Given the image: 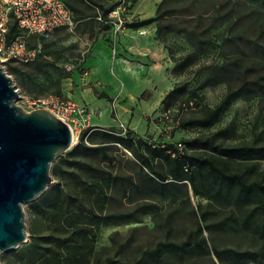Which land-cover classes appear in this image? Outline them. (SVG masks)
Returning a JSON list of instances; mask_svg holds the SVG:
<instances>
[{
	"label": "trees",
	"instance_id": "trees-1",
	"mask_svg": "<svg viewBox=\"0 0 264 264\" xmlns=\"http://www.w3.org/2000/svg\"><path fill=\"white\" fill-rule=\"evenodd\" d=\"M80 1L95 9L91 15L92 19L99 17L102 27L107 29V15L114 10L116 3L104 6L92 0ZM248 1L264 7V0ZM64 3L71 9L73 0H66ZM159 7L160 4L155 8L154 16L124 23V27L135 30L154 24L155 37L162 43L171 33L181 35L188 42L191 51L173 60L174 75L180 76L195 65L205 64L204 59L215 58L213 54L205 53L216 47L211 38L184 28L173 29L168 22L160 23L163 15L159 13ZM16 33L15 26L10 25L8 38H12ZM43 47L48 46L42 45L41 54L30 64L36 72L46 74L45 68L52 64L40 61ZM165 49L169 53L167 47ZM259 52L264 56V47H259ZM221 64L219 67H210L211 73L198 85L197 90L226 82L230 71L226 65ZM6 71L15 74L18 79L35 83L34 77L22 72L17 65L10 62L7 63ZM187 87V83L172 87L160 102V113L168 111L176 115L189 105L197 106L199 95L196 91H188ZM258 93L264 95L262 83L243 80L236 90L228 91L214 108H205L200 119L182 123L175 120L174 128H208L219 122L220 117L229 110L235 100L247 96V99L253 98ZM52 95L63 98L58 81ZM231 129L232 123H229L207 137L178 141L183 145L180 153L175 148L178 142H159L155 140L157 136L142 139L126 129L122 135L115 129H84L75 145L51 164L50 174L54 182L29 204L32 215L50 214L54 220L60 219L55 229L65 232L66 236L37 237L30 227V240L23 247V253L27 256L34 255L37 261L42 260L41 264H58L56 257L59 255H56L53 249H44L41 246V241H51L56 248L62 250L66 259L70 260L68 264H87V256L91 253L98 227L137 222L140 216L158 210L152 203H142L130 211L105 213L106 206L116 201L115 195L126 200L151 197L172 199L183 193L187 198L189 190L193 196L206 200L208 207L217 205L230 208V215L219 222L202 225L200 222L205 223L212 211L208 208L201 210L196 217V229L191 238L179 243L158 242L152 249L141 252L133 264L149 261L159 263L163 256L182 261L192 257L209 256L210 253L214 255L215 260L210 259L208 264H264V253L261 251L219 249L214 245L208 248L207 239L202 236L203 230L230 229L251 233L264 242V172L255 171L257 164L264 162V128L249 142L225 145L222 141L230 138ZM122 151L128 153L134 161L138 172L136 180L131 175L114 174L107 169L113 167L117 154H122ZM196 152L204 154H193ZM232 164H241L243 171H233ZM196 210L197 208L191 211L195 216ZM81 249H85L84 252L81 253ZM46 251H51L56 257L45 258ZM105 264L115 263L107 259Z\"/></svg>",
	"mask_w": 264,
	"mask_h": 264
},
{
	"label": "rangeland",
	"instance_id": "rangeland-1",
	"mask_svg": "<svg viewBox=\"0 0 264 264\" xmlns=\"http://www.w3.org/2000/svg\"><path fill=\"white\" fill-rule=\"evenodd\" d=\"M93 1L103 5L115 2L114 18L110 20H121L122 27H124V23L131 21V18L127 17L130 14L127 10L132 7V0ZM144 4L150 8L153 16L155 8L160 4L159 13L163 15L160 23L168 22L171 23L173 29L184 28L187 31L202 33L205 37L211 38L216 46L214 49L205 52L213 54L215 58L204 59L205 64L195 65L184 71L182 75L173 78V85L187 83L188 91H196L200 99L197 106L189 105L188 108L179 111L176 115L169 112L162 116L160 113L161 116L158 115L156 118L157 137L155 140L176 143L190 138L207 137L232 123V129L229 132L230 138L222 141L225 145L251 141L255 134L264 128V95L261 93L253 98L247 99L249 97L247 96L235 100L229 110L220 117L219 122L208 128L182 129L174 127L176 126L175 120L182 123L200 119L205 108H214L228 91L236 90L243 80L258 81L264 85V56L259 52V47H264V7L248 0H146ZM83 6L86 8L84 9L86 15L92 19L91 15L95 9L86 4ZM147 7L142 9V13H149ZM76 20L80 19L76 18ZM93 21L95 25H103L96 19ZM79 24L78 21L77 26ZM76 28L70 33L63 30L53 31L44 34L41 38L42 44H49V46L43 47L40 61L52 64V66L45 68L46 74L36 72L32 64H13L17 65L22 72L34 77V84L21 78L18 79L13 73H8L6 71L7 63L1 64L18 94L23 97L52 95V91L56 88V81L59 82V85L67 82L65 80L69 73L75 69V63L70 56L74 52L69 51V42L74 37ZM189 38L193 42L190 35ZM158 43L164 48L167 47L171 60L178 59L191 51L188 42L176 33L168 35L164 43L160 41ZM220 64L226 65L230 71L226 82L197 90L198 85L211 73L210 67H219ZM16 105L23 109L20 102ZM76 142L77 140H73V143ZM121 153L117 154L116 163L113 167H107V169L114 174L131 175L136 180L138 172L133 164L134 161L125 151ZM193 154L203 155L204 153L196 152ZM231 168L233 171H243L241 164H232ZM255 171L263 173L264 162L258 163ZM49 175L52 184L54 180L50 170ZM114 198L116 201L106 206L105 213L130 211L142 203H152L158 207V210L140 216L137 222L98 227L95 231L91 253L87 256V264H105L107 259L112 260L115 264H133L141 252L152 249L158 242L179 243L191 238L196 229V217L201 210L208 208L212 211V215L208 216L205 223L200 222L202 225L219 222L231 213L230 208L227 207L223 208L217 205L208 207L209 204L206 200L193 196L189 190L187 191V198L183 193L172 199L151 197L126 200L117 195ZM30 203L22 205L23 223L27 234L25 242L18 245L14 250L0 253V264L42 263V260L37 261L34 255L27 256L23 253V247L30 240L28 237L30 227L37 237L66 236L65 232L55 229L56 223L60 222V219L54 220L50 214L32 215L29 208ZM196 208L195 216L191 211ZM202 236L207 239L208 248L214 245L219 249L261 251L264 253V242L248 232H235L230 229L221 231L211 228L208 231L203 230ZM41 246L44 249H53L55 254L59 255L56 257L51 251H46L47 256L45 258L52 256L57 258L58 264L69 263L70 260L66 259L65 254L61 252L62 250L56 248L51 241L49 243L41 241ZM84 250L81 249L80 252L82 253ZM210 259L215 260L212 253L209 256L192 257L182 261L171 256H163L159 263L149 261L144 264H208ZM247 264L256 263L249 262Z\"/></svg>",
	"mask_w": 264,
	"mask_h": 264
},
{
	"label": "crops",
	"instance_id": "crops-1",
	"mask_svg": "<svg viewBox=\"0 0 264 264\" xmlns=\"http://www.w3.org/2000/svg\"><path fill=\"white\" fill-rule=\"evenodd\" d=\"M145 1H131L128 23L153 16ZM84 4L73 0L70 9L80 24L69 42L75 69L60 85L62 97L89 113L86 129L117 130L121 125L136 137H156L160 102L175 86L172 82L177 75L172 72L173 60L155 37L154 24L113 32L110 26L95 25L84 12ZM144 7L148 14L142 13ZM42 37L30 36L28 45H43Z\"/></svg>",
	"mask_w": 264,
	"mask_h": 264
},
{
	"label": "water",
	"instance_id": "water-1",
	"mask_svg": "<svg viewBox=\"0 0 264 264\" xmlns=\"http://www.w3.org/2000/svg\"><path fill=\"white\" fill-rule=\"evenodd\" d=\"M18 99L0 62V253L25 242L22 205L46 191L51 164L75 145L66 124Z\"/></svg>",
	"mask_w": 264,
	"mask_h": 264
},
{
	"label": "built area",
	"instance_id": "built-area-1",
	"mask_svg": "<svg viewBox=\"0 0 264 264\" xmlns=\"http://www.w3.org/2000/svg\"><path fill=\"white\" fill-rule=\"evenodd\" d=\"M114 11V10H113ZM107 15L108 25L113 32L122 28V21L114 18L115 12ZM100 22L99 17L95 18ZM14 25L17 33L8 38V29ZM78 24L71 10L63 0H0V62L27 65L32 63L42 52L40 42L28 45L30 36H41L57 29L72 32ZM18 101L25 111L42 109L66 124L69 128L72 142L78 139L81 131L87 128L89 113L84 107L78 106L67 98L54 95L23 97L18 94ZM169 113H161L165 115ZM160 115V116H161ZM124 134L125 128L119 125L117 129ZM180 153L183 149L181 143L175 144Z\"/></svg>",
	"mask_w": 264,
	"mask_h": 264
}]
</instances>
